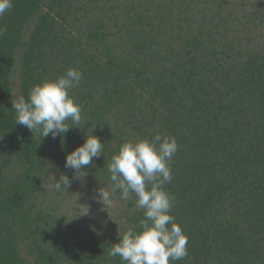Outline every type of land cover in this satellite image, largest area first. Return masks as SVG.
I'll list each match as a JSON object with an SVG mask.
<instances>
[{"label": "trees", "instance_id": "16d2710c", "mask_svg": "<svg viewBox=\"0 0 264 264\" xmlns=\"http://www.w3.org/2000/svg\"><path fill=\"white\" fill-rule=\"evenodd\" d=\"M0 26V264H122L109 247L143 211L96 190L123 142L157 133L179 145L165 189L189 237L171 264H264V0H14ZM68 68L81 123L18 125L12 100ZM91 132L104 154L65 168Z\"/></svg>", "mask_w": 264, "mask_h": 264}, {"label": "clouds", "instance_id": "9594fccd", "mask_svg": "<svg viewBox=\"0 0 264 264\" xmlns=\"http://www.w3.org/2000/svg\"><path fill=\"white\" fill-rule=\"evenodd\" d=\"M14 6V0H0V17ZM6 26H0V35ZM82 72L68 68L53 80H45L24 96L12 100L15 119L18 125L27 127L31 132L44 137L51 134H66L73 125L82 121V108L70 96L71 90L79 86ZM105 145L99 137L87 134L84 143L66 156L65 168L80 172L94 159L104 154ZM179 151L174 136L157 133L152 139H137L123 142L117 154L107 165L110 174L106 186L96 190L95 200L105 208L114 205L119 199L128 201L135 197V209L143 211L139 220V231L128 228L119 232V243L109 247L108 255L119 257L122 264H171L188 257L189 237L171 214L176 198L165 185L172 182V162ZM69 178L61 175L52 187L60 191L69 186ZM91 206L81 205L80 216H90ZM127 225V219L121 220Z\"/></svg>", "mask_w": 264, "mask_h": 264}]
</instances>
